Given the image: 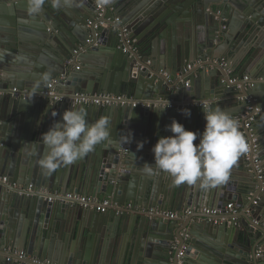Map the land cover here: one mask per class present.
<instances>
[{
    "label": "water",
    "instance_id": "water-1",
    "mask_svg": "<svg viewBox=\"0 0 264 264\" xmlns=\"http://www.w3.org/2000/svg\"><path fill=\"white\" fill-rule=\"evenodd\" d=\"M98 2L61 0L53 7L45 0L40 13L29 14V0H0V174L8 177L0 182V246L64 264H264V255H257L264 248V177L246 153L226 182L208 189L143 170L154 163L157 140L173 135L165 127L173 119L186 130L204 131L205 102L222 104L247 143L252 134L264 142V0H108L107 15L121 22L96 28L89 21H96ZM222 58L250 80L231 83ZM53 80L59 96L123 93L174 107L158 114L165 107L74 104L43 94ZM15 87L27 93L16 95ZM249 103L262 108L251 128L244 117ZM69 108L84 110L89 123L107 117L111 135L85 158L48 174L38 163L47 151L40 137ZM182 109H190V118ZM12 183L144 208L181 211L235 200L242 210L222 223L208 216L103 213L62 199L49 202ZM65 224L70 241L62 236ZM0 264L21 263L0 254Z\"/></svg>",
    "mask_w": 264,
    "mask_h": 264
},
{
    "label": "clouds",
    "instance_id": "clouds-1",
    "mask_svg": "<svg viewBox=\"0 0 264 264\" xmlns=\"http://www.w3.org/2000/svg\"><path fill=\"white\" fill-rule=\"evenodd\" d=\"M44 2L45 0H29V14L40 13ZM63 2L69 4L70 0ZM52 3L53 7H59L61 0H52ZM200 106L206 121L204 131L198 133L186 130L183 124L173 119L165 126L173 135L162 136L157 140L152 148L154 163L143 165L146 174L164 172L176 184L199 183L204 189L227 181L232 167L248 151L249 145L239 130V121L231 114L218 106L211 107L208 102ZM165 109L166 107L157 113L160 114ZM181 111L185 117L190 118V109ZM56 115V112L52 113L53 117ZM110 135V120L107 117L89 123L84 110L69 108L63 112L60 121H55L41 135L40 141L47 151L38 161L39 166L51 174L61 165H71L85 158L97 145L107 141ZM198 136L199 143L194 144ZM125 143L129 141L125 140ZM137 148L142 149L143 142L138 143Z\"/></svg>",
    "mask_w": 264,
    "mask_h": 264
},
{
    "label": "built area",
    "instance_id": "built-area-1",
    "mask_svg": "<svg viewBox=\"0 0 264 264\" xmlns=\"http://www.w3.org/2000/svg\"><path fill=\"white\" fill-rule=\"evenodd\" d=\"M107 6L108 0H99L97 3V17L96 21L91 20L89 21L90 25H95L96 28L105 26L106 24L112 23H120L121 16L119 15H107ZM112 10V9H111ZM124 33L128 35V29H123ZM98 36V33H96ZM92 39H89L88 42H92ZM127 42L131 45L135 44V40L127 39ZM127 51V49H124ZM74 52H78V49L74 50ZM220 65L223 67L228 66V61L225 58L220 60ZM192 64H189L187 69H191ZM186 69V70H187ZM66 76L62 75V79H65ZM240 80L248 81L250 80L249 75H244L241 79L239 75H234L233 73H229V81L231 83H237ZM56 80H53L48 85V89L43 92V94L47 97H52L55 99L63 100V101H71L74 104H88V105H99L102 107L107 106H142V107H174L173 102L163 101V100H144L138 99L128 94H112V93H75L70 95L69 97L66 96H59L55 91ZM16 95H20L21 93H27V90L21 91L17 87L13 89ZM261 112V107L257 106L256 104L250 103L246 108V113L244 117L247 118L245 121V127L251 128L252 123L255 121L256 116ZM249 148L246 152L247 159L251 158L253 160L257 174L259 178L264 177V165L261 159L260 150H261V142L257 135L252 134L250 142H248ZM129 152L128 144L124 145L123 153L127 154ZM0 182L7 183L8 177L5 175L0 174ZM11 186L17 190H23L28 195L34 194H43L47 195V199L49 202H53L57 199L66 200L69 202L80 204L84 208H93L99 212L106 213L110 210H115L117 214H122L125 211H139L141 213H147L150 215H159L162 217H166L169 219H176V218H185V219H192V220H201L204 219L203 216H208V219L214 221L215 223H222L224 221H229L228 218L235 217L240 212V207L235 201H228L224 206H186L181 211L179 210H164L157 207L152 208H144L134 203H128L127 205H119L118 203L114 202L110 198L99 199L97 197L78 193V192H51L48 189L40 188L37 189L36 186L30 183L27 187H23L21 184L12 183ZM257 203V201H255ZM231 222V221H229ZM188 249V245H184L180 255H184L186 250ZM0 254L5 255V257L9 260L14 259L21 264H64L61 262H52L48 259H42L36 256L29 257L26 251L19 250L16 248H3L0 246ZM258 256L264 255V248L262 247L257 252Z\"/></svg>",
    "mask_w": 264,
    "mask_h": 264
},
{
    "label": "crops",
    "instance_id": "crops-1",
    "mask_svg": "<svg viewBox=\"0 0 264 264\" xmlns=\"http://www.w3.org/2000/svg\"><path fill=\"white\" fill-rule=\"evenodd\" d=\"M227 61H228V66L227 67H224L225 68V70H227L226 72H227V74H229V73H233L234 75H237V71H235V69H233L232 67H231V65L233 64V61H230L229 59H226ZM98 93H104V92H98ZM63 94H66V92H64ZM113 94V93H112ZM163 101H165V100H163ZM222 104H218V107H223V105L221 106ZM117 106V105H116ZM223 109V108H222ZM198 123V119H196V124ZM264 128V126H262V128L261 129H263ZM261 141V150H260V155H261V159H262V162H263V165H264V142H263V140H260ZM237 177H240V179L243 177V174L242 175H239V174H237ZM22 185V184H21ZM23 186V185H22ZM24 187V186H23ZM27 187V186H26ZM25 188V187H24ZM83 194H85V193H83ZM233 201H235V200H233ZM236 202V201H235ZM239 203V202H238ZM242 206L244 205V204H241ZM242 209L240 208V211H241ZM249 215V214H248ZM68 224H65V226L63 227L64 229H63V231H62V236H64V240H68L69 239V241L71 240V235H70V233H69V231H67V229H68ZM69 230V229H68ZM67 235V236H66ZM237 248V247H236ZM262 247H260L259 246V248H258V250H260ZM238 249V248H237ZM232 250V249H231ZM196 253H198V255L200 256V252H196Z\"/></svg>",
    "mask_w": 264,
    "mask_h": 264
}]
</instances>
